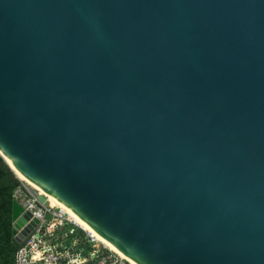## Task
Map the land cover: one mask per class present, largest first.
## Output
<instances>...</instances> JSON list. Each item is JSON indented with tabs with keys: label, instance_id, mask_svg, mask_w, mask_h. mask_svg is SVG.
<instances>
[{
	"label": "water",
	"instance_id": "1",
	"mask_svg": "<svg viewBox=\"0 0 264 264\" xmlns=\"http://www.w3.org/2000/svg\"><path fill=\"white\" fill-rule=\"evenodd\" d=\"M0 156L136 264H264V0H0Z\"/></svg>",
	"mask_w": 264,
	"mask_h": 264
},
{
	"label": "built area",
	"instance_id": "2",
	"mask_svg": "<svg viewBox=\"0 0 264 264\" xmlns=\"http://www.w3.org/2000/svg\"><path fill=\"white\" fill-rule=\"evenodd\" d=\"M13 199L38 221L15 264H135L81 229L64 209L40 203L23 182Z\"/></svg>",
	"mask_w": 264,
	"mask_h": 264
},
{
	"label": "trees",
	"instance_id": "3",
	"mask_svg": "<svg viewBox=\"0 0 264 264\" xmlns=\"http://www.w3.org/2000/svg\"><path fill=\"white\" fill-rule=\"evenodd\" d=\"M21 181L0 156V264H15L21 245L15 240L12 223L14 191Z\"/></svg>",
	"mask_w": 264,
	"mask_h": 264
},
{
	"label": "bare ground",
	"instance_id": "4",
	"mask_svg": "<svg viewBox=\"0 0 264 264\" xmlns=\"http://www.w3.org/2000/svg\"><path fill=\"white\" fill-rule=\"evenodd\" d=\"M8 165L11 167L12 171L15 173L16 177L20 179L24 184H26L28 187L36 190L40 195L47 198L48 202L53 207H59L67 211V213L71 216L73 221L83 230L87 231L88 233L92 234L99 242H101L103 245L114 251L115 253L119 254L122 257H126L123 253H121L117 248H115L111 243L103 239L100 235H98L89 225H87L84 221H82L76 214H74L71 210H69L66 206L61 204L57 199L54 197L47 195L43 190H41L39 187L28 181L23 175H21L18 170L15 168V166L12 164L10 160H6ZM129 259V258H128ZM132 261V260H131ZM135 263L134 261H132ZM136 264V263H135Z\"/></svg>",
	"mask_w": 264,
	"mask_h": 264
},
{
	"label": "rangeland",
	"instance_id": "5",
	"mask_svg": "<svg viewBox=\"0 0 264 264\" xmlns=\"http://www.w3.org/2000/svg\"><path fill=\"white\" fill-rule=\"evenodd\" d=\"M22 182V181H21Z\"/></svg>",
	"mask_w": 264,
	"mask_h": 264
}]
</instances>
